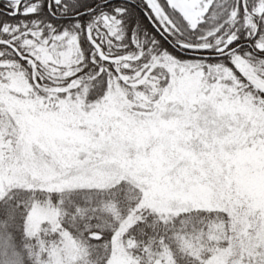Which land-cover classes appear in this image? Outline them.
Returning a JSON list of instances; mask_svg holds the SVG:
<instances>
[{
	"label": "snow or ice",
	"instance_id": "6c2138e0",
	"mask_svg": "<svg viewBox=\"0 0 264 264\" xmlns=\"http://www.w3.org/2000/svg\"><path fill=\"white\" fill-rule=\"evenodd\" d=\"M241 154L264 160V0H0V264H264Z\"/></svg>",
	"mask_w": 264,
	"mask_h": 264
},
{
	"label": "rangeland",
	"instance_id": "374dc122",
	"mask_svg": "<svg viewBox=\"0 0 264 264\" xmlns=\"http://www.w3.org/2000/svg\"><path fill=\"white\" fill-rule=\"evenodd\" d=\"M173 102L174 105L192 103L194 94L191 89V85L182 84L176 90L172 96L168 98ZM129 102L126 99H119L117 97H111L103 103L102 108L99 111V118H106L113 122H118L117 117L123 118V112L121 109L124 108ZM10 110L13 114L18 111L26 117L28 124L32 123V118L28 115L27 105L22 104H10ZM219 110L222 112H232L234 109L231 106L224 105L219 106ZM159 163L158 161L156 162ZM249 164H252L256 168L264 167V160L259 155L250 156L247 154H241L240 164L237 174L234 176L235 183L237 186L248 194L258 198L264 199V171H257L255 174L249 171ZM146 171H151L150 167L145 168Z\"/></svg>",
	"mask_w": 264,
	"mask_h": 264
}]
</instances>
